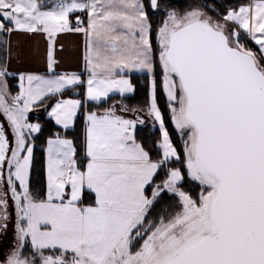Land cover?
<instances>
[{"label": "snow or ice", "instance_id": "obj_1", "mask_svg": "<svg viewBox=\"0 0 264 264\" xmlns=\"http://www.w3.org/2000/svg\"><path fill=\"white\" fill-rule=\"evenodd\" d=\"M207 7L167 10L154 50L149 11L158 14L160 0H0V233L13 219L11 200L16 241L0 264H264V0L229 8L221 19ZM75 13L86 20L73 21ZM13 32L46 35L48 74L9 70ZM242 32L258 51L241 43ZM63 33L85 37L86 80L55 70ZM157 61L181 150L157 102ZM134 72L149 86L144 108L121 104L134 118L115 105L84 111L110 93H134ZM10 78L19 80L15 94ZM81 85L83 100L63 98ZM53 98L47 115L65 130L84 111L85 162L73 140L49 138L40 198L29 177L42 126L29 113ZM141 113L159 127L157 159L136 139ZM176 163L200 186L198 198L183 189ZM85 192L93 203H84ZM162 193L178 198V210L152 220Z\"/></svg>", "mask_w": 264, "mask_h": 264}, {"label": "trees", "instance_id": "obj_2", "mask_svg": "<svg viewBox=\"0 0 264 264\" xmlns=\"http://www.w3.org/2000/svg\"><path fill=\"white\" fill-rule=\"evenodd\" d=\"M250 0H160L161 9L158 14H153L152 11H149V19L153 26V48L154 50L157 48L156 41V30L160 26L162 20L165 18V12L170 10V8H176L177 10L183 12L188 10L191 6H201L208 5L205 9L210 15L213 17L222 16L226 14V11L229 8H236L240 5H245L249 3ZM148 0H146L147 6ZM5 39V37L0 34V40ZM249 45H251L249 43ZM252 49H255L251 45ZM0 54H2V50H0ZM14 78H10V91L11 93H15L18 89L14 85ZM160 80V69L157 61V81H158V89H157V102L161 108V111L165 116V124L168 128L169 134L172 137L173 143L177 146L178 150L182 148V142L174 129V125L170 119V112L167 108V100L166 96L162 92L159 87ZM132 84L135 87V92L130 97H119L118 95H113L106 99V101L100 103H87L85 105L84 111H101L112 107L115 105L117 110L118 104H125L129 108H144L149 100V86H148V77L146 74H133L131 75ZM79 93V95H76ZM63 97L67 96H77L84 98L83 95V86L77 87L75 90L65 91ZM55 98L48 100L45 104H40L44 107H49ZM120 110V109H119ZM84 111H82L77 119L75 127L72 129H62L55 125V123L46 117L45 114L38 115L36 113H30L29 119L34 123L41 124V132L35 134V149H34V157H33V166L30 173L29 178V187L34 195H38L40 198H43L46 194L47 184H46V174H45V145L46 141L49 137L54 136L56 133H60L61 136L70 137L74 140L76 148H77V158L79 162L83 163L84 156V138H85V118ZM125 112H123L124 114ZM130 113V112H128ZM131 115L133 113H130ZM130 114L127 116L131 117ZM146 116L148 120L144 122V124H138L136 129V139L140 142L150 153L153 159H157L160 155V152L157 148V142L160 140L161 133L159 131L158 125L154 124V121L151 117L141 113ZM175 167L181 168L182 171L185 172V181L183 182L184 190H193V183L187 177L186 171L181 163H176ZM164 178V171L161 170L156 176V182L159 183ZM150 190V189H149ZM148 190V191H149ZM94 195L89 192H85L84 194V203H93ZM173 210H178V202L177 197L172 195L171 193H162L161 197L157 199L156 203L153 205L152 209L149 212V217L152 220H157L160 216H164L167 213H171ZM30 246V245H29ZM31 248V247H30Z\"/></svg>", "mask_w": 264, "mask_h": 264}, {"label": "crops", "instance_id": "obj_3", "mask_svg": "<svg viewBox=\"0 0 264 264\" xmlns=\"http://www.w3.org/2000/svg\"><path fill=\"white\" fill-rule=\"evenodd\" d=\"M43 2H46L50 6L52 3H55V0H43ZM145 4H146V0H145ZM77 14L78 13L73 14L70 18L73 19L74 16ZM241 36L242 37L244 36L245 38H247L243 34V32L241 33ZM7 39H10V42H11V59L9 63V70L11 72L17 73V74L19 73H31V74H40V75L48 74V63H47L48 40L45 34L13 32L10 37H7ZM248 40H249V43L256 49V51H258L257 46L253 42H251L249 38H247V41ZM85 54H86L85 37L82 33L60 34L59 36L56 37V43H55V59L57 61L55 65L56 72L57 73H77L81 75V78L83 80H86L88 77V72L86 71V65L84 61ZM133 74H144V73H135V72L131 73L130 79H131V75ZM14 79H15L14 85L18 89L15 93H17L19 91V87H18L19 80L16 78ZM68 90H72V89H67L65 91H68ZM84 91L85 89L83 87V95H84ZM113 95H118L119 97L123 98V97H130L133 95V93L126 94L125 96H120L119 94H116V93H110L109 97ZM63 98H73V99L79 98L82 100L84 99V98L77 97V96H67ZM54 103L55 101L47 108L39 105L38 107L34 108L32 113H36L39 115L45 114L47 118L51 119L55 123L54 119H52L51 117L47 115L48 111H50V108ZM87 103H94V102H87ZM120 108H121V105L117 103L116 111L118 112ZM96 112L99 114H102L101 111H96ZM121 114L125 116L126 118H130L129 116H127L126 113L124 114L121 113ZM121 114H118V115H121ZM75 124H76V121H75ZM75 124L69 129L74 128ZM55 125L57 124L55 123ZM57 126L62 128L59 125ZM135 133H136V130H135ZM62 137H65V136H62ZM49 138H54V136L49 137ZM65 138L73 140L70 137H65ZM46 147H47V141H46V145L44 148L45 149V174H46ZM84 162L85 161H83V163ZM83 163L81 166H83ZM46 184H47V174H46ZM88 204H91V203H88Z\"/></svg>", "mask_w": 264, "mask_h": 264}, {"label": "rangeland", "instance_id": "obj_4", "mask_svg": "<svg viewBox=\"0 0 264 264\" xmlns=\"http://www.w3.org/2000/svg\"><path fill=\"white\" fill-rule=\"evenodd\" d=\"M208 15H210V14L208 13ZM210 16H212V15H210ZM222 16L220 15V16H217V17H213V16L212 17L214 19H221ZM241 43H244L247 47L251 48V45H249V40L247 41V38H245L244 36L243 37L241 36ZM253 50L256 51V49H253ZM8 84H9V89H10V85L11 84H10L9 81H8ZM117 113L118 114H121L123 112H121L120 110H118ZM126 114H130V113H126ZM131 116L133 117V115H131ZM29 121H30V119H29ZM185 171H186V169H185ZM190 182L193 183V190H191L189 188V190H185V191L186 192H189L193 196V198H198L199 192H200L201 188H200V186L196 182H194V181H190ZM150 191H151V189L149 190V194H150ZM177 202H178V198H177ZM11 205H12V202H11ZM11 210H12V216H13V219H14L15 214H14V211H13L12 207H11ZM13 223H14V220H13ZM15 243H16V241H15V229L13 227V228L10 229L9 234L7 235L6 242H5V247H3V250H1V252H0V261H2L5 258L6 254L10 251V249H12L15 246ZM31 252H32V249L30 248L29 245H27L25 247L24 254L25 255H31Z\"/></svg>", "mask_w": 264, "mask_h": 264}, {"label": "flooded vegetation", "instance_id": "obj_5", "mask_svg": "<svg viewBox=\"0 0 264 264\" xmlns=\"http://www.w3.org/2000/svg\"><path fill=\"white\" fill-rule=\"evenodd\" d=\"M133 116H134V114H133ZM142 117H143L145 122L148 120V118L146 116L142 115ZM0 119L3 120V116H0ZM5 127L7 128V124H5ZM9 139H11V135H9ZM9 205H10L9 211L12 213L11 200H9ZM13 220L14 219H12V221L9 223L7 231L3 232V233H0V252H1V250H3V247H5L6 238H7V235L9 234L10 229L14 227Z\"/></svg>", "mask_w": 264, "mask_h": 264}, {"label": "built area", "instance_id": "obj_6", "mask_svg": "<svg viewBox=\"0 0 264 264\" xmlns=\"http://www.w3.org/2000/svg\"><path fill=\"white\" fill-rule=\"evenodd\" d=\"M77 15H79L80 17H81V19H85L86 20V17L84 16V14H82V13H78ZM76 15V16H77ZM76 16H74V18H73V21L75 20V17Z\"/></svg>", "mask_w": 264, "mask_h": 264}, {"label": "water", "instance_id": "obj_7", "mask_svg": "<svg viewBox=\"0 0 264 264\" xmlns=\"http://www.w3.org/2000/svg\"><path fill=\"white\" fill-rule=\"evenodd\" d=\"M1 120V119H0Z\"/></svg>", "mask_w": 264, "mask_h": 264}]
</instances>
